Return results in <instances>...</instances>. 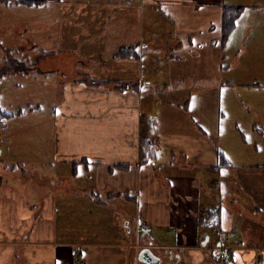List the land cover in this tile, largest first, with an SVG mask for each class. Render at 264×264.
Listing matches in <instances>:
<instances>
[{
	"label": "crops",
	"instance_id": "0c3cea01",
	"mask_svg": "<svg viewBox=\"0 0 264 264\" xmlns=\"http://www.w3.org/2000/svg\"><path fill=\"white\" fill-rule=\"evenodd\" d=\"M225 5L243 6L226 40ZM3 18L0 74L45 46L62 96L54 176L0 152V264H264V119L218 114L238 89L264 109V0H0Z\"/></svg>",
	"mask_w": 264,
	"mask_h": 264
},
{
	"label": "rangeland",
	"instance_id": "374dc122",
	"mask_svg": "<svg viewBox=\"0 0 264 264\" xmlns=\"http://www.w3.org/2000/svg\"><path fill=\"white\" fill-rule=\"evenodd\" d=\"M5 22H7V20H4V18L3 20L0 19V26L3 23L5 24ZM32 50V45H26L24 47V53L27 54L25 61L13 63V66L12 62L7 63L6 68L9 69L12 67L14 70L19 71L18 75H11L9 73L0 74V152L2 150L5 152L3 159H6L8 150L14 152L34 150V152H38L40 156L39 159L41 158L39 163H33L34 160H32L28 163H21V166H28L27 169L30 171L26 172L31 176L34 171H37L41 179H44L49 178L51 175L54 176V166L50 163L53 160L52 153L54 150L53 112L54 108H56L60 102L59 97L62 95L61 88L58 85L60 79L55 75L54 71L48 70L47 64L49 63H47L45 59L47 58V48L42 46L36 48L34 51L35 53H43V58L46 62H35L36 55L32 53ZM12 52L14 51H10V53ZM166 54H168V51ZM223 78H227L226 75ZM161 80L165 82L167 87L173 85L174 88L180 85V80L192 81L186 77L182 79L179 77L176 78V80L170 79V77H164ZM156 86V83L153 81L151 88L156 89ZM245 92L246 91L243 89H238L236 90L237 94H234V96L232 93L226 95L223 108H220V111L222 114H224V112L227 113V115H222L221 112H218L221 130L225 131L229 129L236 119L245 122L258 120V118L264 119V109L261 108L259 99L255 100V104L254 101H252L251 95H246ZM177 96L179 97V94H177ZM185 96L186 93L182 92L181 97L185 99ZM231 98L233 100H231ZM225 104H229L230 106L231 111L229 114L225 108ZM253 106L255 107L254 110ZM221 109H223L224 112ZM3 113L11 114L13 117L6 119ZM223 140H225V137ZM223 140L222 138L219 139V144L221 146L224 145ZM220 145H218L219 148ZM41 179L40 182H42ZM213 203H215V201ZM153 249L154 248L151 250ZM137 263L141 264L138 261Z\"/></svg>",
	"mask_w": 264,
	"mask_h": 264
},
{
	"label": "trees",
	"instance_id": "16d2710c",
	"mask_svg": "<svg viewBox=\"0 0 264 264\" xmlns=\"http://www.w3.org/2000/svg\"><path fill=\"white\" fill-rule=\"evenodd\" d=\"M242 12H243V6L241 5H225L224 14H223V39L224 40L228 39L230 34L235 29L236 20L238 19V17L241 15ZM117 55L123 58H129L132 56H137V53L135 52L134 48L126 47V48L119 49ZM147 151L149 152L148 153L149 159L156 160L157 154L154 151V148L148 142V138L146 137L143 141V146L141 149V159H145L147 155ZM218 155H219L221 164L224 161H226V158L220 151L218 152ZM146 159L148 160V158ZM213 214L211 215V217H213Z\"/></svg>",
	"mask_w": 264,
	"mask_h": 264
},
{
	"label": "water",
	"instance_id": "95a60500",
	"mask_svg": "<svg viewBox=\"0 0 264 264\" xmlns=\"http://www.w3.org/2000/svg\"><path fill=\"white\" fill-rule=\"evenodd\" d=\"M149 230L150 228L147 226L141 228L142 233L149 232ZM224 255L227 256L228 253L224 252ZM138 260L145 264H161L162 257L155 254L150 248H144L139 253Z\"/></svg>",
	"mask_w": 264,
	"mask_h": 264
},
{
	"label": "flooded vegetation",
	"instance_id": "af4514ba",
	"mask_svg": "<svg viewBox=\"0 0 264 264\" xmlns=\"http://www.w3.org/2000/svg\"><path fill=\"white\" fill-rule=\"evenodd\" d=\"M158 255H160L159 253H157ZM161 256V255H160ZM222 256V255H221ZM142 264H145V263H142Z\"/></svg>",
	"mask_w": 264,
	"mask_h": 264
}]
</instances>
